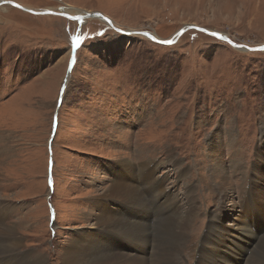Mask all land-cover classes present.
<instances>
[{"label":"rangeland","instance_id":"obj_1","mask_svg":"<svg viewBox=\"0 0 264 264\" xmlns=\"http://www.w3.org/2000/svg\"><path fill=\"white\" fill-rule=\"evenodd\" d=\"M0 1L68 14L0 5V208L21 238L16 264L24 252L61 264L75 232L90 228L86 214L97 211L92 202L116 170L148 191L150 210L141 217L159 250L167 255L172 240L176 245L171 229L165 236L154 225L170 197L171 213L194 204L181 264H195V246L206 238L215 247L198 264H239L238 239L219 248L217 229L231 227L247 195L259 213L264 205V50L249 49L264 45V0ZM84 13L163 41L195 25L244 47L193 29L163 45L118 33L100 18L69 17ZM147 162L164 189L157 202L154 181L138 171ZM218 166L222 172L212 175ZM249 229L257 234L253 222ZM126 239L138 243L122 234L116 244L135 254Z\"/></svg>","mask_w":264,"mask_h":264},{"label":"bare ground","instance_id":"obj_2","mask_svg":"<svg viewBox=\"0 0 264 264\" xmlns=\"http://www.w3.org/2000/svg\"><path fill=\"white\" fill-rule=\"evenodd\" d=\"M149 163L151 162L143 164L138 168V171L141 172L143 170L145 177L154 181L152 187L156 190V195L154 198L155 202H157L158 199L156 198L160 194L164 193V189L159 184L155 186L156 181L160 180H156V178H154L153 170L146 171V167ZM128 168L130 169L129 165ZM155 170H157L156 167ZM211 170L212 175L222 172L219 166L218 168L213 167ZM132 171H136L135 168ZM113 175L114 177L112 181H109V184L105 186L103 195L96 197L92 202L93 210L97 211L86 214L87 217L85 220L90 221V228L75 232L74 235L77 237L67 243L64 251L60 253L61 264H181L180 256H182V254L179 251V248L183 246L185 239L184 234H182V230H184L185 234L188 233V220L192 218L194 204H191L190 202L191 208H188L187 211H178L177 208H175L172 213L171 209L176 203V201H174L172 198H165L166 200L170 201L168 208L163 209V203L161 206L158 205L160 206L159 209H162L161 216L163 218L160 217L155 219L154 225L156 226L157 230L164 234V232L168 233L169 229H171L172 234H176L174 238L176 245L172 240L171 247L166 255L165 249L159 250L158 240L149 242L151 239L149 237V231L148 235L146 233L147 229L149 228H146L147 226L144 224L147 216L141 217L143 212L150 210L149 206H147V204L143 201V194L149 195L148 191L146 189H141V187L136 183H130L123 180L119 176L117 170L113 173ZM217 179H223V176L214 178V180ZM224 191H227V189ZM190 194L192 199H194L195 192L191 190ZM260 202L264 201L260 200ZM241 205L242 208L239 210L237 209V212H234L235 214L232 216V220L228 223V225L231 227L227 228L225 227V224L222 223V229H217L220 232L218 246L220 248V245L226 244L227 241H230L234 236V238L238 239V241H236L238 245L234 244L233 250L239 252V264H251L260 257L264 258V221L261 217L262 213L264 215V205L260 204L259 209L261 213H259L257 207L255 206L256 203L249 199L248 195L242 201ZM252 207H256V209H253ZM132 208L139 209V212L134 213L133 217H128L127 212ZM154 208H152V210H154ZM5 213L6 209L0 208V237L4 236V238H0V261H5L1 264H16L18 258L17 256L20 254L19 251L21 248V238L17 235L16 223L5 225ZM149 222L147 225H149ZM246 222L249 227L247 226ZM252 222L255 227V232L257 233L256 235L249 229L250 223ZM235 231L237 232L233 235V232ZM136 233H142V236L140 237L136 235ZM122 234L128 235L131 238H134V240L138 241L137 243L126 239V243L136 247L135 249H137V252L135 254L129 252L128 248L124 247L123 245L120 246L119 244H116L118 243V240L115 239L119 238V236ZM164 235L167 236L166 234ZM245 236H250L252 239H254V241L252 243H243L241 240L242 237ZM201 238L202 237H200V239ZM210 246L215 247L208 241V238L204 239L195 246L196 254L193 255L195 264L204 262L205 251L209 249ZM246 250L247 252L250 251V254L248 253L249 255L246 253ZM229 252L233 253L231 251ZM24 253V257H26L25 262L22 260L21 262L17 263H43V258L41 256H36L33 259H27V256H29L30 253Z\"/></svg>","mask_w":264,"mask_h":264},{"label":"water","instance_id":"obj_3","mask_svg":"<svg viewBox=\"0 0 264 264\" xmlns=\"http://www.w3.org/2000/svg\"><path fill=\"white\" fill-rule=\"evenodd\" d=\"M3 4H8V5H11V6H15L17 8H20L22 9L23 11H26V12H29V13H32V14H51V15H58V16H68L67 13L63 12L62 10L61 11H53V10H42V11H33L31 9H28V8H25V7H20L19 5H17L15 2L13 1H0V5H3ZM71 19L73 20H76V21H80V20H83V19H93V18H100L102 19L103 21H106L107 24L113 28L115 31H117L118 33H121V34H125V35H130V34H140V35H143L145 37H147L148 39L156 42V43H159V44H163V45H169L171 43H173L175 40H177L186 30H189V29H193V30H197V31H200L204 34H207V35H210L218 40H222V41H225L229 44H231L233 47H244L242 45H239V44H236L234 42H232L226 35L222 34V33H219L217 31H211L209 29H206V28H203V27H199V26H195V25H188V26H185V27H182L180 30H178L169 40H166V41H163L159 38H157L153 33L151 32H148V31H130V30H123V29H119L118 27H115L114 24L112 23V21L104 16L103 14L101 13H84V14H81V15H73V16H69ZM248 49V47H245ZM251 50H264V45H259L257 47H252V48H249Z\"/></svg>","mask_w":264,"mask_h":264},{"label":"snow or ice","instance_id":"obj_4","mask_svg":"<svg viewBox=\"0 0 264 264\" xmlns=\"http://www.w3.org/2000/svg\"><path fill=\"white\" fill-rule=\"evenodd\" d=\"M69 70L71 71V63H70V66H69Z\"/></svg>","mask_w":264,"mask_h":264}]
</instances>
